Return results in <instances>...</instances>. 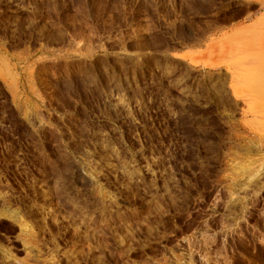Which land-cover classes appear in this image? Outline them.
I'll return each instance as SVG.
<instances>
[{
    "label": "rangeland",
    "instance_id": "374dc122",
    "mask_svg": "<svg viewBox=\"0 0 264 264\" xmlns=\"http://www.w3.org/2000/svg\"><path fill=\"white\" fill-rule=\"evenodd\" d=\"M0 264H264V0H0Z\"/></svg>",
    "mask_w": 264,
    "mask_h": 264
}]
</instances>
